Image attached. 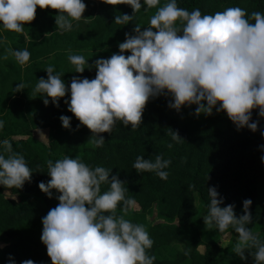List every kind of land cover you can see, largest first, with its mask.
<instances>
[{
    "label": "clouds",
    "instance_id": "clouds-1",
    "mask_svg": "<svg viewBox=\"0 0 264 264\" xmlns=\"http://www.w3.org/2000/svg\"><path fill=\"white\" fill-rule=\"evenodd\" d=\"M109 4H128L133 15H116L115 22L127 24L142 7L156 8L143 30L138 23L134 34L125 33L118 43L119 52L108 58L100 57L94 65L83 55L69 54L75 72L83 73L85 64L96 69L94 78L73 76L70 85L63 74L46 67L47 78H39L34 91L40 93L45 105L59 106L65 97L68 110L87 126L96 138L93 144L100 147L105 138L100 133L111 132L117 121L135 129L142 123V114L150 98L171 96L168 106L179 112L182 106L196 105L194 115H210L225 111L237 130L248 127L258 130V121L252 120V109H259L264 117V13H248L239 6L223 11L202 14L199 8L189 11L178 6L177 0H105ZM50 7L59 10L56 25L59 31L73 28L72 21L86 19L84 0H0V25L6 30L22 33L26 22L36 15V8ZM47 35V33H46ZM125 50L130 54L125 55ZM16 61L24 65L30 58L27 49L9 50ZM7 56L4 57L6 59ZM25 85L20 82L16 90ZM61 124L71 127L72 117L61 115ZM4 121L0 120V128ZM166 133L173 141L182 138L171 128ZM264 136V130H261ZM171 146V145H169ZM264 149V145H260ZM7 153V155H5ZM264 162V155L260 157ZM171 163L160 154L155 159L137 156L132 168L138 173L155 172L167 179L165 169ZM32 170L24 156L12 151L8 139L0 140V185L22 188L31 181ZM103 166H89L78 155H65L55 162H47L51 177L38 187L50 198L52 189L60 193L59 203L42 217L41 241L46 245L52 264H154V257L146 249L152 247L145 226L117 215L121 205L127 212L134 205L125 181ZM109 184L101 191L102 184ZM208 211L203 216L206 226H215L224 232L231 226L238 233L232 251L246 259L245 250L251 251L253 264H264V241L247 227L252 221L249 211L252 200H243V213L237 216L234 204L221 206L224 197L217 189L208 187ZM221 245L223 243L221 242ZM187 254V253H186ZM11 257V254H10ZM7 264H16L9 259ZM21 264H38L26 259Z\"/></svg>",
    "mask_w": 264,
    "mask_h": 264
},
{
    "label": "trees",
    "instance_id": "trees-1",
    "mask_svg": "<svg viewBox=\"0 0 264 264\" xmlns=\"http://www.w3.org/2000/svg\"><path fill=\"white\" fill-rule=\"evenodd\" d=\"M86 19L72 21L71 31L56 30L47 35L36 36L28 40L25 49L30 52L29 64H19L9 50H17L8 30L0 27V140L8 139L12 151L24 156L33 171L31 181L22 188H6L0 185V237L11 242L0 247V264H7L11 258L16 264L32 259L38 264H52L47 255L46 245L41 241L42 217L59 201L60 193L52 189L50 198L39 187V182H47L51 177L47 173V162H55L65 155L80 159L89 166H103L112 169L125 181L128 189L126 197L134 200L133 206L124 212L121 205L116 208L117 215H125L134 223L145 226L153 241L146 249L153 256L154 264H253L255 248L245 250L246 259L232 251L238 240V233L229 226L224 232L207 229L197 214L196 195L203 202L201 213L208 211V187H215L224 197L223 204H234L237 216L243 213V200L250 198L252 221L247 225L261 241H264V124L258 115L259 109H252V120L258 121V130L248 127L237 130L225 111L206 115L203 118L194 115L196 105L182 106V118L168 113L171 96L159 95L146 103L142 123L135 129L117 121L111 132L100 133L104 144L96 147L91 130L80 124L78 118L68 110L65 97L59 99V106L47 105L40 93L34 91L38 79L47 78L46 67L63 74L62 79L70 85L73 76L94 78L96 69L84 66L83 73L75 72V66L69 61V54L83 55L88 64L100 57L108 58L119 52L118 43L125 40V33L134 34L133 29L139 23L143 30L156 8L138 10L133 20L127 24L116 23L115 16L127 13L133 15L130 5L109 4L97 0L94 5L84 1ZM166 0H160L157 7ZM178 6L189 11L199 8L202 14L223 11L226 7L239 6L248 13H264V0H177ZM59 11L44 14V25L57 27L56 16ZM32 22V21H31ZM27 22L26 30L34 35L41 33L36 23ZM125 55L130 51L125 50ZM7 56L6 59L4 57ZM22 82L25 88L16 90ZM72 117L71 127L62 126L59 117ZM225 125V127H222ZM171 128L184 138L173 141L166 133ZM48 130V142L35 137L34 130ZM171 145V146H169ZM160 154L171 161L167 179H161L155 172L138 173L132 168L137 156L155 159ZM7 155V153H5ZM109 184L101 185V191L108 190ZM231 234L232 243L224 248L211 236ZM182 244V248L175 246ZM187 253V254H186ZM11 254V257H10Z\"/></svg>",
    "mask_w": 264,
    "mask_h": 264
},
{
    "label": "rangeland",
    "instance_id": "rangeland-1",
    "mask_svg": "<svg viewBox=\"0 0 264 264\" xmlns=\"http://www.w3.org/2000/svg\"><path fill=\"white\" fill-rule=\"evenodd\" d=\"M85 1V0H84ZM90 2H92L94 5L97 3V0H89ZM59 10L56 9H52L50 7H46L41 9L39 6H37L36 8V15L35 18L32 20V24L36 23L39 31L40 29L42 30L41 33L34 35L33 31L31 29L26 30V28H24L22 33H16L15 31H9L10 36L13 38L14 43H15V48L16 49H25V46L27 45L28 40L32 39V38H36V36H40L41 35H45L46 33H50L51 31L54 30V28L57 27H49L48 25H44L43 22L45 21L44 18H42L41 16L43 15V13L48 14V13H52V12H57ZM86 17V16H85ZM27 23V22H26ZM25 23V24H26ZM0 27L2 28V25H0ZM29 64V62L27 61L24 66H27ZM169 114H171L172 116H176L177 118H182L183 116V111L180 110L179 112H177L175 109H168L167 110ZM204 116H206L205 114H200V118H203ZM260 117V116H259ZM260 121L261 123L264 124V117H260ZM222 127H225V125H222ZM34 135L36 138H38L39 140L43 141V142H48V130H44V129H40V130H34ZM133 206H135L137 208V205L134 204ZM196 208H197V214L201 215V220L203 225L209 229V230H216L215 226H206L204 223V219L203 216L205 215L204 213H201L204 205L203 202L201 201V199L199 198V195H196ZM211 238L213 240H216L220 243H223L224 248L230 246V244L232 243V236L231 234H225V235H220V234H216L211 236ZM11 239L5 238V237H0V247L5 246L6 244L10 243ZM175 246H177L178 248H182V244L180 243H176Z\"/></svg>",
    "mask_w": 264,
    "mask_h": 264
}]
</instances>
